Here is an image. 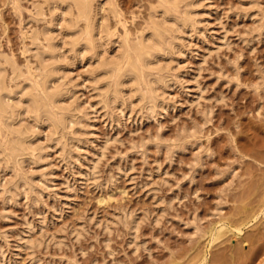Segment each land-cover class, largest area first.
Wrapping results in <instances>:
<instances>
[{"label": "rangeland", "instance_id": "rangeland-1", "mask_svg": "<svg viewBox=\"0 0 264 264\" xmlns=\"http://www.w3.org/2000/svg\"><path fill=\"white\" fill-rule=\"evenodd\" d=\"M112 1L133 36L157 3ZM46 2L0 0V53L25 69L38 62L22 52L23 31L48 30ZM35 3L45 6L41 19L31 16ZM195 8L197 28L167 56L178 79L153 114L137 100L104 105L89 74L97 57L63 48L59 81L82 107V124L61 139L66 147L48 125L36 127L44 148L25 162L32 186L5 187L17 169L2 170L0 264H264V0ZM53 25L62 44L69 30Z\"/></svg>", "mask_w": 264, "mask_h": 264}, {"label": "bare ground", "instance_id": "bare-ground-1", "mask_svg": "<svg viewBox=\"0 0 264 264\" xmlns=\"http://www.w3.org/2000/svg\"><path fill=\"white\" fill-rule=\"evenodd\" d=\"M45 1L49 2L48 7L51 13L50 24L48 28L46 27L48 30L45 29L48 32L44 29L33 32L25 31L23 27L21 29L24 30L22 52L32 51L31 54L37 56L36 66L29 65V62L25 69L12 54L0 53V133L4 134L3 139H0V175L5 168L11 167L12 171L17 169L16 174L13 173L14 171L12 173L18 178L7 179L6 181L9 182L4 183L5 187L14 186L18 190L20 186L23 187H21L22 190L34 184L33 175L25 173L26 170L24 172L27 164L25 162L29 163L30 159L36 160L43 157V145L41 147L39 142L37 144L34 141L35 133L39 130L36 127L41 129L45 124L48 125V132L52 135L50 138L55 142H62L61 146H65V142L61 139L69 132L76 133V125L82 122L83 115L80 114L83 111L82 107H79V104L75 106V102L74 105L70 98L66 100V95H69L68 87L66 88L64 82L59 81L66 67L65 63H62L63 55L66 58L68 51H73L75 56L76 54L79 56L78 53L82 56L89 53L90 57L87 56L89 60L97 57L96 63L91 65L92 71L89 69L91 72L89 74L93 75L95 85L101 84V87L97 85L101 93L98 92V95L102 96L100 100L104 105L116 103L125 106L126 102L135 105L137 100L138 106L141 105V108L149 113H155L156 108L161 104V99L164 98L163 93L166 95L165 88L178 79L174 64L172 65L168 59L171 54L182 50L183 34L189 28L196 29L199 22L197 8H195L198 0H156L157 3L155 1L156 4L153 3L154 5L150 7L148 24L145 23L146 25L133 36L126 27L124 18L122 19L123 12L113 6L115 1ZM33 5L34 7L30 8L32 14L30 15L35 19L41 16L43 18L46 13L45 6L36 3ZM98 9L104 10V13L102 11L101 14ZM110 11L111 14L113 13L110 16L116 17L114 19L117 23L124 26L123 32L119 31V27V29L113 28L116 22L112 26L108 23ZM98 12L103 15V17L100 16L102 21L98 19ZM53 24H58V27L59 25L67 26L69 30L67 35L62 33L66 36L61 41L62 44L56 40L57 30L54 29ZM54 30H56L55 33ZM62 30L65 32V29ZM59 31L61 35L60 28ZM25 38H30V44L34 46H29ZM110 43H117L113 54H108ZM60 46L62 49L68 46V51L65 49L66 52H61L64 49L61 50ZM72 56L73 54L70 58ZM66 61H68L67 58ZM92 61L89 62L93 63ZM68 67L67 70H69ZM26 116L30 119L29 122L25 121ZM54 135L59 136L54 137ZM12 177L16 178L11 175ZM224 230L223 226L216 234L212 233L214 239L221 237ZM238 231H241V227H238Z\"/></svg>", "mask_w": 264, "mask_h": 264}]
</instances>
